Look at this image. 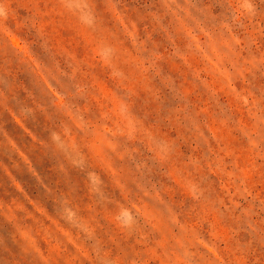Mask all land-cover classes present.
<instances>
[{"label":"rangeland","instance_id":"obj_1","mask_svg":"<svg viewBox=\"0 0 264 264\" xmlns=\"http://www.w3.org/2000/svg\"><path fill=\"white\" fill-rule=\"evenodd\" d=\"M0 264H264V0H0Z\"/></svg>","mask_w":264,"mask_h":264}]
</instances>
